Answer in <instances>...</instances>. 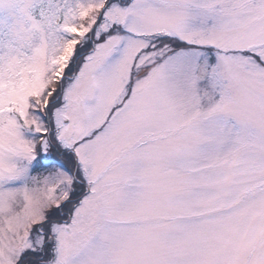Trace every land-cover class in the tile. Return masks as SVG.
I'll return each mask as SVG.
<instances>
[{"label": "snow or ice", "instance_id": "6c2138e0", "mask_svg": "<svg viewBox=\"0 0 264 264\" xmlns=\"http://www.w3.org/2000/svg\"><path fill=\"white\" fill-rule=\"evenodd\" d=\"M0 264H264V0H0Z\"/></svg>", "mask_w": 264, "mask_h": 264}]
</instances>
